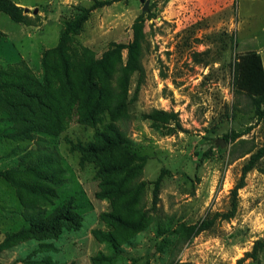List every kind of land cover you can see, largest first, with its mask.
I'll use <instances>...</instances> for the list:
<instances>
[{
    "label": "rangeland",
    "instance_id": "1",
    "mask_svg": "<svg viewBox=\"0 0 264 264\" xmlns=\"http://www.w3.org/2000/svg\"><path fill=\"white\" fill-rule=\"evenodd\" d=\"M13 1L25 19L0 12L4 58L39 76L42 50L84 15L68 34L71 61L81 72L106 56L105 71L92 64L107 72L110 106L92 126L74 113L57 132L19 141L3 136L11 123L0 113V170L20 153L45 159L38 176L15 172L16 188L0 176V264H264V151L235 214L223 215L264 149V101L258 108L235 87L264 63V0ZM108 123L127 150L82 161L80 146ZM69 199L74 223L29 231Z\"/></svg>",
    "mask_w": 264,
    "mask_h": 264
},
{
    "label": "trees",
    "instance_id": "2",
    "mask_svg": "<svg viewBox=\"0 0 264 264\" xmlns=\"http://www.w3.org/2000/svg\"><path fill=\"white\" fill-rule=\"evenodd\" d=\"M25 10L13 0H0V12L8 14L13 21L23 22ZM85 18L86 16L82 15L75 21H66L59 33L58 43L42 50L39 61L42 72L39 76L33 75L27 67H21L23 59L6 66L0 64V113H6L4 118L11 123L7 132L3 134L4 137L19 141L31 139L35 133H55L60 125L64 124V119L74 113L77 115L78 122L92 126L98 122L100 113L109 109L107 84L103 81V74L107 72H99V69L92 64H99L105 71L108 67L106 56L87 64L81 62L80 64L83 65L81 72H75V66L71 61L67 44L68 34L77 30ZM253 64L252 70L237 75L235 87L246 92L259 108L264 101V71L259 63ZM11 66L15 67L8 69ZM95 136V142L80 146L82 161L89 157L96 159L99 156L98 153L110 148H127V142L118 136L116 127L111 123L105 126L104 131L96 132ZM263 151L264 149H260L243 166L240 181L233 189L230 210L223 214L225 218L235 214L237 189L243 186L246 172L253 168L254 159L260 157ZM29 155L28 152L24 156L20 153L17 166L0 170V176L15 188L19 183L15 178V172L30 171L37 175V165L45 161L43 158H38L36 162L40 164L31 161L24 163ZM17 196L20 200L18 194ZM74 210L73 201L69 199L48 215L43 216L42 219L45 221L39 224H36L35 220L32 221L28 229L31 233L54 235V231L61 223H74V219L78 216ZM111 217L122 221L119 215H111ZM22 232L23 230L16 233ZM103 236L112 247H115L114 239L110 234H103Z\"/></svg>",
    "mask_w": 264,
    "mask_h": 264
},
{
    "label": "crops",
    "instance_id": "3",
    "mask_svg": "<svg viewBox=\"0 0 264 264\" xmlns=\"http://www.w3.org/2000/svg\"><path fill=\"white\" fill-rule=\"evenodd\" d=\"M6 39V36H2L1 38H0V41H1V39ZM6 54H2V53H0V64L1 65H3V66H6L7 64H9V63H13V62H11V61H9V60H6L5 58H4V56H5ZM15 62V61H14ZM262 65V69H263V71H264V63H262L261 64ZM5 168H8V167H5Z\"/></svg>",
    "mask_w": 264,
    "mask_h": 264
},
{
    "label": "water",
    "instance_id": "4",
    "mask_svg": "<svg viewBox=\"0 0 264 264\" xmlns=\"http://www.w3.org/2000/svg\"><path fill=\"white\" fill-rule=\"evenodd\" d=\"M34 12H36V9H34ZM220 143L223 144V140L222 139H220Z\"/></svg>",
    "mask_w": 264,
    "mask_h": 264
}]
</instances>
